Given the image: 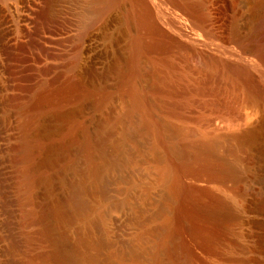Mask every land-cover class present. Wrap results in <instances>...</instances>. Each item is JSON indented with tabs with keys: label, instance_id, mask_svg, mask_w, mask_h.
<instances>
[{
	"label": "rangeland",
	"instance_id": "1",
	"mask_svg": "<svg viewBox=\"0 0 264 264\" xmlns=\"http://www.w3.org/2000/svg\"><path fill=\"white\" fill-rule=\"evenodd\" d=\"M117 17L78 67L79 87L62 109L50 108L43 149L35 148L29 158L7 147L0 153V264H264V100L247 101L241 87L240 95L228 97L218 82H201L206 87L193 91L156 71L165 79L161 85L153 60L171 55L176 62L178 55L182 64L183 56L146 52L138 58L132 84L163 131L165 145L157 146L141 127L143 116L130 111L131 97L122 86L133 40L154 36L127 24L122 14ZM168 30L170 38L183 40L179 31ZM32 46L29 53L36 54ZM64 53L47 63L32 61L24 72L16 69L17 99L35 100L42 83L52 86L47 91L57 87L72 56ZM79 101L70 117H56ZM72 123L78 128L73 133ZM86 138L89 147L81 150ZM61 140H67L64 155ZM205 140L212 149L201 150L197 162L209 168L178 173L191 194L177 198L171 194L173 177L163 174L167 151L194 147L189 149L194 153Z\"/></svg>",
	"mask_w": 264,
	"mask_h": 264
},
{
	"label": "bare ground",
	"instance_id": "2",
	"mask_svg": "<svg viewBox=\"0 0 264 264\" xmlns=\"http://www.w3.org/2000/svg\"><path fill=\"white\" fill-rule=\"evenodd\" d=\"M244 1L246 0H0V153H3V149L7 147L5 151L19 152L23 157L29 158L35 148L43 149L41 139L47 132L46 121L53 111L50 108L52 106L61 108L62 104L69 100L70 93L79 87L77 86L79 82L77 79L78 67L90 57L91 52L93 53L100 35L109 28L112 20L121 14L127 24L131 23L139 31L145 30L155 38L145 41L140 35L138 39L133 40L130 48L129 72L124 75L122 86L126 88V93L131 97L130 111L143 116L141 127L155 138L157 146L164 144L163 131L153 122V119L151 120V117L148 116L150 114H146V111L149 110L145 107L146 104L144 106V97L132 84L134 77L138 75V58L146 52L159 51L160 55L161 53L168 55L169 52L177 51L176 54L180 53L183 56L182 58L179 54L182 58L181 61L184 59L182 64H179L178 55H176L178 63L170 58L171 55L170 57L164 56L165 58L159 56L153 60L154 68H156L155 74L158 73L156 71L159 73L163 71L165 72L163 77L167 80L171 78L179 84L182 83L181 85L192 86V90H196L195 87L202 85L201 82L209 81L212 82L211 85L218 82L220 87H217L216 84L215 86L224 91L228 97L231 94L232 98L233 94L237 93V89L246 88L247 94L243 89L241 92L246 95L244 96L246 100L260 103L264 100V0H248L249 12L243 28L241 26V11ZM167 29L179 31L183 40L172 38L174 36L170 38ZM33 43L37 47L36 54L29 53L31 47L34 46H32ZM66 52H70L72 56H70V61L68 60L69 63L65 64L60 77L58 76L61 83L57 84V87L54 85V88L47 91L51 85L47 84V86L46 83L41 84L40 82L39 90L35 94L37 99L33 100V97L22 101L17 99L15 87L18 86L15 85L14 77L17 76L19 70L16 74V69L19 68L24 72L32 61L40 64L47 59V63L48 58H57L58 56L60 58V55H63L61 53L66 54ZM42 65L44 66V63L41 64V67ZM46 66L45 68H47ZM175 68L177 69L174 73ZM163 80L161 85L165 84V79ZM169 82L167 81V83ZM179 84L177 86H181ZM203 86L200 87H206V85ZM170 90L168 89V91ZM171 91L173 92V89ZM192 93L188 94L192 95ZM238 93L240 95V92ZM106 99L107 96L103 97L102 102ZM188 99L190 98L188 97ZM80 101L74 109L68 113L61 110L56 117L62 119L70 117L77 111ZM257 102L256 104H259ZM76 125L72 123L70 127L72 133L78 130ZM183 131L181 132L183 133ZM186 132L188 131L184 133L187 134ZM66 141H63L60 147L62 155L68 148ZM89 144V140L86 138L81 143V150H87ZM191 148L181 147L167 151V165L163 174L173 177V179L171 177V194L177 198H180L182 193L191 194L189 186L181 183L178 179V173L186 170L196 173L209 168L207 164L197 162L199 161L197 155L201 150L211 151L212 143L205 140L198 147V151L194 153H190L189 149ZM193 148L191 150H194ZM176 157V160L181 158L185 162L176 164L178 163L174 162ZM63 159L70 162L67 156H64ZM184 173L182 174L184 175ZM186 175L189 176L188 173ZM196 177L198 178V175ZM195 178L193 177V179ZM190 182L192 181L190 180ZM190 182L188 180L187 184ZM194 247L193 249H195ZM193 249L192 251L195 253L196 251ZM203 257L202 255V259ZM199 258L197 259L199 260ZM208 262L210 263V261Z\"/></svg>",
	"mask_w": 264,
	"mask_h": 264
}]
</instances>
